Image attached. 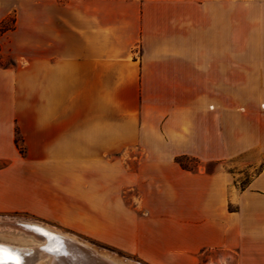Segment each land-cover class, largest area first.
<instances>
[{"label":"crops","instance_id":"crops-1","mask_svg":"<svg viewBox=\"0 0 264 264\" xmlns=\"http://www.w3.org/2000/svg\"><path fill=\"white\" fill-rule=\"evenodd\" d=\"M10 17L0 216L143 264H264V0H0ZM178 157L258 170L236 189Z\"/></svg>","mask_w":264,"mask_h":264},{"label":"bare ground","instance_id":"bare-ground-1","mask_svg":"<svg viewBox=\"0 0 264 264\" xmlns=\"http://www.w3.org/2000/svg\"><path fill=\"white\" fill-rule=\"evenodd\" d=\"M4 230L29 239V242L24 238V241L19 238L12 242V238L4 237L0 248L5 249L6 260L19 259L20 264H121L87 242L45 223L0 218V231Z\"/></svg>","mask_w":264,"mask_h":264},{"label":"rangeland","instance_id":"rangeland-1","mask_svg":"<svg viewBox=\"0 0 264 264\" xmlns=\"http://www.w3.org/2000/svg\"><path fill=\"white\" fill-rule=\"evenodd\" d=\"M14 19L12 17H10L9 19H7V21L1 26L2 29H0V35L2 34V32H4L5 30L11 29L12 28V24H13ZM9 61L7 58L2 59L0 57V64H7ZM184 159V164L186 167L193 169L195 171L197 170H202L205 172H213L216 169H223V171L229 173L232 175V177L234 178V186L236 189H243L247 183L249 182V180L256 174L258 167H247L244 169H238V167L236 166L234 161H221V162H208V163H203L201 161H199L198 159H193V158H187ZM0 218H4V219H18V220H27V221H34V222H38V223H45L43 221H40L38 219H34L32 217H27L24 215H8V216H0ZM47 225L56 227L58 229H60L61 231H64L65 233H68L69 235H72L76 240H79L81 242H87L86 244H89L90 246H92L93 248H95L96 250H98V252H101L105 255H109L110 257H112L114 260H116L117 262L119 261L121 264H143L141 261H139L138 259L129 256L127 254H124L120 251H117L113 248L107 247L99 242H97L94 239L91 238H87L83 235H80L78 233L69 231L67 229H63L60 227H57L55 225H51L48 223H45ZM77 236V237H75ZM4 237L7 238H12V242L13 239H19V238H24L26 242H29V239L27 241L26 237L17 235L15 233H9L7 231H0V241H2V239ZM23 239V241H24ZM5 240V239H4ZM3 240V241H4ZM10 240H8V242H11ZM22 241V240H20ZM118 262V263H119Z\"/></svg>","mask_w":264,"mask_h":264},{"label":"trees","instance_id":"trees-1","mask_svg":"<svg viewBox=\"0 0 264 264\" xmlns=\"http://www.w3.org/2000/svg\"><path fill=\"white\" fill-rule=\"evenodd\" d=\"M0 29H2V27H0ZM14 142H15V146L17 147L18 151L20 153H22L23 152V148H22L21 140H20V138L17 135L15 136ZM184 159H186V158L185 157H178V158L175 159V161L183 170H186V171H189V172H194L195 170L190 169V168L185 166Z\"/></svg>","mask_w":264,"mask_h":264},{"label":"snow or ice","instance_id":"snow-or-ice-1","mask_svg":"<svg viewBox=\"0 0 264 264\" xmlns=\"http://www.w3.org/2000/svg\"><path fill=\"white\" fill-rule=\"evenodd\" d=\"M5 249L0 248V260H4V264H20L19 259L6 260L4 259Z\"/></svg>","mask_w":264,"mask_h":264}]
</instances>
